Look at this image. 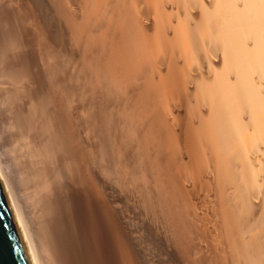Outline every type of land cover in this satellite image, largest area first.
I'll return each mask as SVG.
<instances>
[{
  "label": "bare ground",
  "instance_id": "6f19581e",
  "mask_svg": "<svg viewBox=\"0 0 264 264\" xmlns=\"http://www.w3.org/2000/svg\"><path fill=\"white\" fill-rule=\"evenodd\" d=\"M0 181L31 264H264V0H0Z\"/></svg>",
  "mask_w": 264,
  "mask_h": 264
},
{
  "label": "water",
  "instance_id": "95a60500",
  "mask_svg": "<svg viewBox=\"0 0 264 264\" xmlns=\"http://www.w3.org/2000/svg\"><path fill=\"white\" fill-rule=\"evenodd\" d=\"M0 264H31L0 181Z\"/></svg>",
  "mask_w": 264,
  "mask_h": 264
}]
</instances>
